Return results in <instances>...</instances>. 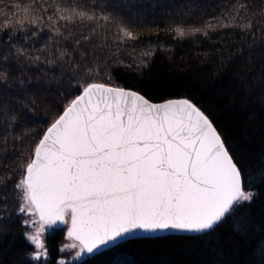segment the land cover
Listing matches in <instances>:
<instances>
[{
    "label": "trees",
    "instance_id": "1",
    "mask_svg": "<svg viewBox=\"0 0 264 264\" xmlns=\"http://www.w3.org/2000/svg\"><path fill=\"white\" fill-rule=\"evenodd\" d=\"M73 9L95 19H60ZM88 83L200 108L256 194L244 229L230 220L207 233L136 236L71 261L59 227L47 258L32 260L14 185ZM0 177V264H264V0H0Z\"/></svg>",
    "mask_w": 264,
    "mask_h": 264
},
{
    "label": "snow or ice",
    "instance_id": "2",
    "mask_svg": "<svg viewBox=\"0 0 264 264\" xmlns=\"http://www.w3.org/2000/svg\"><path fill=\"white\" fill-rule=\"evenodd\" d=\"M74 18L95 19L75 9L60 15ZM21 169L14 190L19 213L30 217L23 221L32 226L25 238L36 261L47 258L44 235L57 224L67 226L70 242L60 250L77 249L74 258L139 233H207L230 220L241 232L256 195L245 190L242 170L213 122L189 99L152 104L102 83H88L65 105Z\"/></svg>",
    "mask_w": 264,
    "mask_h": 264
},
{
    "label": "water",
    "instance_id": "3",
    "mask_svg": "<svg viewBox=\"0 0 264 264\" xmlns=\"http://www.w3.org/2000/svg\"><path fill=\"white\" fill-rule=\"evenodd\" d=\"M106 86H108V87H112V88H122V89H124V90H126V91H133V92H136L137 94H139V95H142L145 99H147L150 103H152V104H162V103H165V102H167V101H169V100H179V99H186V98H170V99H166V100H163V101H153V100H151V99H149V98H147L146 96H144L142 93H140V92H138V91H136V90H134V89H131V88H126V87H113V86H109V85H106ZM81 94V93H80ZM79 94V95H80ZM190 102H192L191 100H190ZM193 103V102H192ZM194 104V103H193ZM62 114V113H61ZM43 137V136H42ZM173 232H182V233H185V232H183V231H178V230H166V231H157V232H154V233H139L138 234V236H150V235H159V234H164V233H173ZM186 233H193V232H186ZM133 236H129V237H126L125 239H128V238H132ZM124 239V240H125ZM120 241H117L115 244H117V243H119ZM115 244H113V245H115ZM113 245H110L109 247H111V246H113ZM108 247V248H109ZM104 249H106V248H102V249H100V251H102V250H104Z\"/></svg>",
    "mask_w": 264,
    "mask_h": 264
},
{
    "label": "rangeland",
    "instance_id": "4",
    "mask_svg": "<svg viewBox=\"0 0 264 264\" xmlns=\"http://www.w3.org/2000/svg\"><path fill=\"white\" fill-rule=\"evenodd\" d=\"M59 227H63L64 228V235H63V241H62V243L60 244V249H61V247L65 244V243H70L69 241H67V239H66V233H67V226L66 225H62V224H57L54 228H50V229H48L47 231H53V230H55L56 228H59ZM66 251H68L70 254H69V257H68V259L69 260H73V261H75V260H78L79 258H74L75 257V253H76V251H77V249H71V248H69V249H66L65 251H63V252H66ZM85 255V254H84ZM83 256V255H82ZM62 260H64L65 261V259H62Z\"/></svg>",
    "mask_w": 264,
    "mask_h": 264
},
{
    "label": "flooded vegetation",
    "instance_id": "5",
    "mask_svg": "<svg viewBox=\"0 0 264 264\" xmlns=\"http://www.w3.org/2000/svg\"><path fill=\"white\" fill-rule=\"evenodd\" d=\"M51 233H52V231H46V232H45V235H44L45 245H46V242H47L46 239H47V237H48L49 235H51ZM46 249H48L47 246H46ZM62 259H63V258H62Z\"/></svg>",
    "mask_w": 264,
    "mask_h": 264
}]
</instances>
